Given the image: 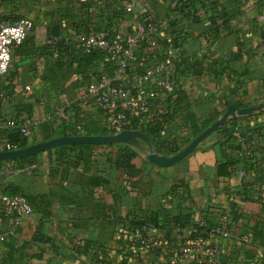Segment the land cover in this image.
Segmentation results:
<instances>
[{"label":"crops","instance_id":"1","mask_svg":"<svg viewBox=\"0 0 264 264\" xmlns=\"http://www.w3.org/2000/svg\"><path fill=\"white\" fill-rule=\"evenodd\" d=\"M21 1H0V21L12 23L23 17L19 16ZM133 2L132 9L128 7L132 0L122 1L119 16L115 13L118 10L114 9L115 0H50V9L44 15V29L33 27L21 47L12 50V66L4 87L9 94H15V100L13 104L0 106V115L18 120L36 119L38 124L33 128L34 135L27 137L29 141L40 136L43 123L54 130L56 138L62 123L67 128L75 126L76 131L88 127L103 130L116 106L102 111L96 97L85 94L82 85L89 81L90 74L86 81L73 72L65 77L48 73L46 63L50 66L54 61L46 58L43 46L49 35L71 38L74 28L88 32L107 28L112 33H129L134 28V19L142 14L153 16L167 43L176 41L177 34L173 32L179 25H170L179 18L173 10L181 7L183 0ZM194 3L200 22L183 21L189 23V29L183 40L176 42L178 94L167 99L165 113L140 120L134 130L143 133V127L153 119L166 117L168 121L161 123L160 138L166 147L173 144L182 149L193 139L194 126H201L212 116L217 115L218 119L229 106H235H226L227 103L251 106L264 102V0H196ZM71 42L77 43L75 39ZM239 51L241 56L236 59ZM222 60H228L230 69L224 68ZM148 64L137 62L133 71ZM92 65L103 66L104 77L113 76L114 59L101 54ZM194 65L203 70L199 76L194 75ZM129 75L124 81L127 86L132 82V67ZM27 86L31 87L29 91H25ZM235 126L240 131H248L259 144L254 155L262 161L264 178V110L231 118L222 128ZM222 141L217 131L192 154L166 168L153 166L146 161L145 153H138L133 163L142 172L135 177L114 164L118 146L94 148L75 167L66 161L56 162L53 153L51 157L42 154L31 161V166L29 162L13 161L17 172L6 178L0 176V194L44 195L48 207L35 202L33 214L0 244V258L6 264H94L99 261L120 264L121 256H125L132 264H174L175 249L173 245L166 246L161 232L153 238L158 240L161 255L153 252L132 255L128 248L132 219L143 221L151 212L158 211L175 216L180 210L188 209L194 222L204 220L214 225L221 214L230 215L231 204H237L248 233L256 225L257 231L264 232V182L255 183L252 188L257 192L251 193L249 200L241 201L236 192L244 183L254 182L256 174L238 167L230 176L218 175V165L223 160ZM126 144L132 146V143ZM8 228L0 206V234ZM230 230L233 239L213 238L206 245L221 246L227 258L232 249L240 250L236 264H260L264 251L251 238L247 237V242L239 238L246 230L240 224H231ZM177 233L173 231L172 237L176 238ZM182 234L186 236L187 230ZM147 235L152 238L150 232ZM199 255L204 254L196 253L194 259L206 263L207 258L200 256L199 259ZM227 264H233L232 260L228 258Z\"/></svg>","mask_w":264,"mask_h":264},{"label":"built area","instance_id":"2","mask_svg":"<svg viewBox=\"0 0 264 264\" xmlns=\"http://www.w3.org/2000/svg\"><path fill=\"white\" fill-rule=\"evenodd\" d=\"M128 7L133 9V0L132 4H128ZM133 26L132 32L129 33L109 35L104 30H97L87 34H77L71 31L70 34L72 39L78 41L84 54L99 52L116 62V68L111 78H106L103 75L83 87L85 94L96 97V102L102 111H108L112 106H116L111 121L104 126V131L108 135L129 131L130 128L134 131L140 120L151 115L165 113L168 96L175 94L178 88L177 48L171 44L163 45L162 40H166L164 32L159 28L153 16L142 14L134 19ZM33 27L32 21L25 18L17 19L12 23L0 21V101L3 104L10 103L15 99L14 93L6 95L1 87V81L9 68L12 50L25 41ZM145 42L147 43L146 52L150 55L146 63L149 64L141 73H137L133 71V66L137 61L136 53L141 44ZM131 60L132 82L130 86H127L124 81L127 78V68ZM30 89V86L25 87V91ZM37 124L38 121L34 118L18 120L0 115V151L18 150L5 138L8 133L29 137ZM233 134L241 147L236 152L237 157L251 158L258 147L256 140L250 138L249 132L240 131L237 126L233 128ZM16 172L17 170L11 162H1L0 176H13ZM0 206L9 224L8 230L0 234L1 244L21 226L24 220L33 214V208L21 194H0ZM227 222V215L220 216V225L214 231L223 238L229 236V232L225 228ZM196 223L203 225L201 220ZM148 232L151 233L152 238L147 235ZM156 235V229L142 227L132 232L130 242L134 246L147 248L154 241L153 238ZM240 239L243 242L248 241L246 236H242ZM194 251L204 253L205 248L202 244L184 248L180 264H192L191 257ZM211 254L212 258L209 264H220L221 248L214 246ZM0 264H4L1 258Z\"/></svg>","mask_w":264,"mask_h":264},{"label":"trees","instance_id":"3","mask_svg":"<svg viewBox=\"0 0 264 264\" xmlns=\"http://www.w3.org/2000/svg\"><path fill=\"white\" fill-rule=\"evenodd\" d=\"M2 1V0H1ZM124 0H115V5L116 8L118 9L117 12L121 11V3ZM196 0H183L182 6L181 7H176L175 10H173L176 15L179 16L177 20H174L171 23V27L175 25L178 26V30L173 32L174 34H177L176 41L172 40L171 43H167L166 40H162L163 45H168L171 44L173 47L177 46L176 42H181L183 40V35L186 33V31L189 29L188 24L186 22L184 23L183 21L191 22L193 23H199L200 18L197 15V8L195 6L196 3H194ZM119 16L121 13L118 14ZM215 24V22H213ZM217 25V24H216ZM223 25V23H222ZM33 30V29H32ZM98 30H104L107 32L109 35H112L111 31H109L107 28L103 29H98ZM160 30V29H159ZM72 32H76L77 34H87L88 31H82L79 30L78 28H74L71 30ZM97 31V30H96ZM117 33V32H115ZM178 39V40H177ZM72 38L64 37V38H53L52 36L49 35L47 43L43 46V53L46 56L48 60H53L54 64H50V66H47L49 63L47 61L46 67H47V72L50 73L52 76L60 74L61 77L68 76L70 73H76L78 75H82L84 77L83 80H88V76L90 74V79L87 81V83H84L82 85L83 87L87 84H89L93 79H98L102 77L103 70L101 67L94 66L93 67V62L98 60V56H101V53L99 52H93L91 54H84L78 41L76 42H71ZM24 43V42H23ZM22 43V44H23ZM21 44V45H22ZM21 45L16 46V47H21ZM147 48V43L141 44V47L139 48V51L136 53L137 61L138 64H145L148 62V59L150 58V55L146 52ZM242 51H239L237 55H235L236 59H239L241 56ZM53 55H55L53 57ZM225 62V67L227 69L229 68V62L228 60H222ZM221 61V63H222ZM76 64L75 67H73V64ZM177 60H176V73H177ZM189 66V65H188ZM54 67L55 70L52 68ZM93 67L92 70H90ZM132 67V60L130 61V64L127 68V78L128 76L131 77L130 74V68ZM190 67V66H189ZM116 68V62H115V67L113 68V73ZM195 69H192L194 72L195 76H199L200 73H202V68H200L198 65H194ZM142 69V70H141ZM144 67H141L140 70H136L137 73H141L143 71ZM132 79V78H131ZM179 88H177L175 94H178ZM175 94L173 93L172 95L168 96L170 97H175ZM167 98V99H168ZM169 98V100H170ZM14 101V100H13ZM1 102V101H0ZM10 103H4L5 104H11ZM2 106V102L0 103ZM13 104V103H12ZM230 104H234L237 107L240 108H245L248 107L250 104H244L241 102H230L227 103L226 106H229ZM162 114V113H161ZM160 117V116H159ZM216 116H212L209 119L205 120V122L201 123V126L196 127L194 126V131H193V138L196 137L198 134L203 132L208 126H210L216 119ZM168 119L166 117L162 118H156L153 119L149 124L145 125L143 129L141 130L146 137L148 138L147 141L137 139L134 144L128 145V144H107V145H99V146H92V145H65V146H60L58 148H55L53 150H48L45 151V153L37 154L34 156L18 159L15 162H29V166L33 165L32 160H35L37 157L41 156L42 154H47L48 156L51 157L53 153V157H55V161L58 163L63 164L65 161L75 167L77 163L83 161L84 159H87L90 155V151L94 148H99V147H106V146H118L119 147V153L118 157L115 160L114 164L118 165L120 168H123L125 171L129 172L132 174V177L140 175L142 170L138 167H136L133 163V161L138 157V153H146L149 149H156L160 154L166 155V156H172L176 154L181 147L177 145H171V146H165L163 143L160 142L161 138V131L163 129L161 123L167 122ZM62 126L59 129L58 136H67V137H73V136H104L108 135L104 129H95V128H85L83 131H76L75 126H71L67 128L64 123L61 124ZM233 128H221L218 133L221 135L223 141H222V163L218 165V175L227 177L230 176L231 173H234L236 169H239L248 173L252 172L256 174L255 176V181L254 182H247L244 183L241 186V189L236 192V195L240 197L241 201H247L249 200V195L251 193L257 192V190H254L252 188L253 185L257 182H264V178L262 177V172H261V163L262 161L260 160L259 157H256L253 155L251 158H238L236 152L241 148L240 145L236 142V139L233 134ZM131 129V128H130ZM40 134L38 133L39 137L34 138L33 140L29 141L27 137H22L19 134L16 133H8L6 135L7 141L15 145L18 149L25 148L29 145L39 143V142H44L48 141L51 139L56 138L54 135V130L47 124L43 123L40 125ZM39 132V131H38ZM246 132V131H244ZM248 132V131H247ZM32 134L33 130H32ZM250 138L252 139L253 136L250 134ZM258 144V143H257ZM259 145V144H258ZM263 147V146H262ZM260 147L259 149L262 150L263 148ZM228 151V152H226ZM13 163V161L11 162ZM1 164V162H0ZM145 164H148L147 162ZM150 165V164H148ZM151 166V165H150ZM8 194H21L23 195L28 203L32 206L33 209H35V202L36 203H45V207H48V202L45 200L46 196L44 195H35V196H27L23 193L20 192H12ZM34 211V210H33ZM229 213L230 215H227L228 222L225 224V228L229 232V236L227 238H223L219 234L215 233V229L219 227V220L216 222L214 225L203 221V225H199L196 222H194L190 218L189 210L188 209H183L180 210V213L178 215H171L167 214L166 212L163 211H158V212H151L150 215H147L146 218L142 220H135L132 219V222L130 223V230L129 232L132 234L137 229H140L142 227L146 228H154L158 232L162 233L161 236L166 242L167 245H173L172 249L174 248L175 251L173 252L175 256H177V259L174 264H180L181 262V254L182 250L186 247H194L197 244H202L205 248L204 255H199L198 258L200 259V256H205L207 258V262H203L201 260H197V262L194 257L196 255L195 252L192 254V264H209L212 258L211 251L214 246L221 247L219 245H213L209 248V246L206 245L207 240H212L213 238H218L222 240H231L233 239V234L230 230L231 224L234 225H241V228L246 230L244 231L245 234H241L239 238L242 236H246L248 238H251L253 242L257 243V246L259 249L264 251V232L263 231H257V225L254 226L252 229L251 234L248 233V230L244 227L243 225V218L242 214L240 212V209L237 204H231L229 206ZM226 215V214H221V216ZM184 230H187V235L183 236L182 232ZM173 231H177L176 238L172 237ZM211 235V236H210ZM252 244V243H251ZM206 246V247H205ZM158 247V248H157ZM128 248L132 250V255L139 254V253H150L153 252L156 255H161L160 248L158 245V240H155L150 243V245L147 248H143L141 246H134L131 244V242L128 245ZM182 249V250H181ZM145 251V252H143ZM246 252V250H244ZM240 254V250H233L231 254L229 255V259L232 260L233 264H236L238 262V256ZM208 255V256H207ZM125 256H121V261L120 264H132L130 259H124ZM227 255L223 252L221 249V254L219 256V261L220 264H227L228 261ZM3 261V260H2ZM102 264H106L105 262L99 261ZM260 264H264V259L258 261ZM4 264H6L5 261H3ZM158 264V263H156ZM165 264H172L171 262H165ZM258 264V263H256Z\"/></svg>","mask_w":264,"mask_h":264},{"label":"water","instance_id":"4","mask_svg":"<svg viewBox=\"0 0 264 264\" xmlns=\"http://www.w3.org/2000/svg\"><path fill=\"white\" fill-rule=\"evenodd\" d=\"M264 110V102L256 105H251L245 108L237 106H229L225 112L208 126L203 132L194 137L187 145L180 151L172 156L160 155L157 150L149 149L145 153V159L148 163L159 168L171 167L187 156L192 154L195 149L211 135L219 131L231 118L248 116ZM137 139L147 141L148 138L138 131H123L116 135L104 136H62L44 142L35 143L25 148L14 151H0V162H12L18 159L37 155L39 153L58 148L65 145H107L117 143H132L134 144Z\"/></svg>","mask_w":264,"mask_h":264},{"label":"rangeland","instance_id":"5","mask_svg":"<svg viewBox=\"0 0 264 264\" xmlns=\"http://www.w3.org/2000/svg\"><path fill=\"white\" fill-rule=\"evenodd\" d=\"M50 0H23L20 2L19 7V16H23L21 18L28 19L32 21L35 30L44 29L43 24L45 21L44 15L50 9ZM19 18V19H21ZM12 66V63L9 65ZM9 70V68H8ZM8 72V71H7ZM7 74V73H6ZM10 75V73L8 72ZM9 76L5 75L1 81L2 90L5 92L6 95H9L10 92L4 87L5 83L7 82ZM15 98V97H14ZM15 100V99H14ZM1 103V102H0ZM2 105H4L2 103ZM1 106V104H0ZM6 178V177H4Z\"/></svg>","mask_w":264,"mask_h":264}]
</instances>
